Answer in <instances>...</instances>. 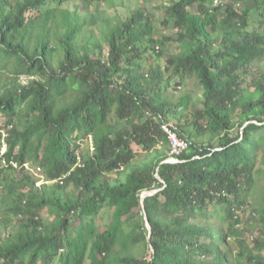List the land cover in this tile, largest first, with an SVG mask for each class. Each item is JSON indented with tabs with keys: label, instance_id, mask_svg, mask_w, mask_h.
Wrapping results in <instances>:
<instances>
[{
	"label": "trees",
	"instance_id": "trees-1",
	"mask_svg": "<svg viewBox=\"0 0 264 264\" xmlns=\"http://www.w3.org/2000/svg\"><path fill=\"white\" fill-rule=\"evenodd\" d=\"M69 1L0 0V199L16 223L0 241V264H264V197L252 210V243L243 220L264 150V30L248 29L264 24V0H172L163 22L181 46L163 69L142 64L165 43L149 15L109 27L104 55L99 42L79 43ZM84 1L90 9L99 0ZM259 63L248 92L242 74ZM165 74L203 90L178 129L190 146L177 163L166 162L170 144L154 119L167 120ZM204 134L218 143L192 141ZM161 143L166 151L133 166L136 148L149 154Z\"/></svg>",
	"mask_w": 264,
	"mask_h": 264
},
{
	"label": "rangeland",
	"instance_id": "rangeland-1",
	"mask_svg": "<svg viewBox=\"0 0 264 264\" xmlns=\"http://www.w3.org/2000/svg\"><path fill=\"white\" fill-rule=\"evenodd\" d=\"M172 0H99L95 2L90 9H86V3L84 0H71L63 5V8L68 10L70 14L75 13L76 17L79 19V23L83 24V31L79 36V43L84 44L87 41L99 42L103 48V54L106 55L107 44L105 42V33L109 27L118 24L120 21L126 20L131 16L134 11H142L151 17V27L155 32L156 36H159L165 42L163 46L159 45L157 51H162L163 56L151 57L150 61L143 62L145 66H159L163 69L166 59L169 55L176 54L180 52L181 43L176 41L177 31L170 24L167 25L163 22L164 7L168 6ZM41 22L37 21L31 24L30 29L32 32L37 33L41 30ZM250 31L252 30H264V24L258 22H250ZM169 39V40H165ZM141 64V65H142ZM262 64H254L248 67L244 74H242L243 88L248 92L254 90V84L257 79H259L262 72ZM20 81L22 83L27 82V78L21 77ZM163 87V97L169 101V110L166 112V121L170 122L178 129L180 126L190 123L192 120L193 112L201 108V99L203 90L199 83L193 79L185 77L183 79L171 76L169 74L164 75ZM184 101V102H183ZM4 120L1 119V122ZM179 131V130H178ZM198 145L212 144L216 145L218 140H213L210 134H204L192 140ZM80 148L83 153H87L92 148L91 138L80 140ZM137 152L140 154V158L134 162L133 166L143 165L149 162L155 155L156 152H163L167 150V146L164 144H159L154 151L151 153H143L141 149L136 148ZM260 159L256 164V170L259 171L256 178L258 180V186L255 194L249 197V207H247L246 213L243 214L244 222H250V228L252 233L245 234L249 243H252V237L256 238L259 232V225L256 223L257 217L252 215V210L255 208V204L261 201L264 197V150L260 151ZM38 167V166H37ZM37 167L33 169V173L36 174V178L43 181L44 177ZM128 170L124 169L122 174H126ZM111 180L119 179L120 176L116 173L109 175ZM41 184L38 183V186ZM71 189H69L70 191ZM63 198L70 195V192H61ZM5 205L2 204V199H0V241L8 232H12L16 229V223L11 220L10 217L6 216ZM46 220H50V216L45 212L44 214ZM216 216V215H215ZM215 216H213L215 218ZM253 216L255 221L251 218ZM96 226L98 229H102L108 222L107 208L101 210L100 214L95 218ZM78 225V223H75ZM77 227V226H76ZM128 230V227L125 228ZM73 235L75 234V229L72 230ZM143 246H139L135 251L134 255L141 256L143 253ZM57 264V263H55Z\"/></svg>",
	"mask_w": 264,
	"mask_h": 264
},
{
	"label": "built area",
	"instance_id": "built-area-1",
	"mask_svg": "<svg viewBox=\"0 0 264 264\" xmlns=\"http://www.w3.org/2000/svg\"><path fill=\"white\" fill-rule=\"evenodd\" d=\"M215 6L221 4V0L214 1ZM156 121H159L162 132L166 135V138L170 144L168 163L179 162L178 157L188 151L190 143L178 136V128L166 120H162L154 117ZM39 172L40 169H37Z\"/></svg>",
	"mask_w": 264,
	"mask_h": 264
},
{
	"label": "water",
	"instance_id": "water-1",
	"mask_svg": "<svg viewBox=\"0 0 264 264\" xmlns=\"http://www.w3.org/2000/svg\"><path fill=\"white\" fill-rule=\"evenodd\" d=\"M157 191H158V190H155V191H153V192H146V193L143 194V196H142L141 199L143 200L146 196H150V195H152L153 193H156ZM146 227H147L148 232H149V234H150L151 228H150V225H149L147 219H146Z\"/></svg>",
	"mask_w": 264,
	"mask_h": 264
}]
</instances>
